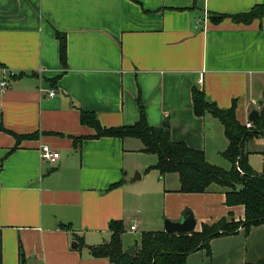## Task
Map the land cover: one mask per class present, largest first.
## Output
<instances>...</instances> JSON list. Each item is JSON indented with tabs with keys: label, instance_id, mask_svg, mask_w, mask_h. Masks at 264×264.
<instances>
[{
	"label": "crops",
	"instance_id": "0c3cea01",
	"mask_svg": "<svg viewBox=\"0 0 264 264\" xmlns=\"http://www.w3.org/2000/svg\"><path fill=\"white\" fill-rule=\"evenodd\" d=\"M256 5L264 0H0V125L37 135L17 143L0 132V264H111L88 247L110 240L114 220L126 234L142 235L165 232V219L179 222L185 210L197 232L224 217L245 219L243 206L226 205L220 186L179 192L177 174L147 171L158 157L142 152L139 139L92 138L96 132L80 114L95 113L104 128L129 127L143 108L151 127L168 124L173 141L220 163L229 145L224 127L209 114L196 116L192 89L221 109L235 103L246 127L252 111L260 115L264 19L210 20ZM57 33L66 39V67ZM263 141L246 145L251 167L254 155H264L257 148ZM45 145L60 154L56 163L42 160ZM122 243L132 246L123 236ZM210 251L189 255L186 264L257 263L264 259V225L214 238Z\"/></svg>",
	"mask_w": 264,
	"mask_h": 264
},
{
	"label": "trees",
	"instance_id": "16d2710c",
	"mask_svg": "<svg viewBox=\"0 0 264 264\" xmlns=\"http://www.w3.org/2000/svg\"><path fill=\"white\" fill-rule=\"evenodd\" d=\"M227 18L244 25L251 24L255 20H263L264 5H256L248 13L231 16L210 15V20L214 24ZM56 36L60 43V62L66 67V39L61 33H57ZM22 76H24L23 73L17 77ZM58 78L50 81L55 87ZM192 100L196 116L202 117L209 114L222 123L229 142L222 156L231 163L230 170L211 164L204 151L191 149L184 142L173 141L168 124L160 128L151 127L143 108L140 120L129 127L104 128L95 113L83 110H81L80 121L83 125L95 130L96 133L92 137L95 139L102 137L139 139L143 143L142 152L158 157V163L147 171L157 170L162 176L177 174L181 193L203 194L207 193L213 185L220 186L226 192V205L228 207L243 206L245 219L236 222L231 216L224 217L212 225L205 224L201 231L192 233L145 232L141 235L139 250L134 255L127 254L123 247L124 223L114 220L109 225L110 240L103 245L88 247L93 258L107 259L111 264H186L188 256L193 253L206 250L210 254V242L214 238L233 235L241 227L249 233L252 227L264 225V171L259 173L251 167L249 163L251 152L245 150L248 143L264 136V104L259 117L252 122L254 127L247 128L237 120L235 103L230 109H221L206 97L203 90L195 87L192 89ZM0 132L12 134L17 139V143L37 136H20L6 130L2 125H0ZM83 139L84 137L75 139V147H78ZM121 184L122 182L112 185L111 190ZM63 227L69 229L67 226L63 225ZM84 246V243L80 242L79 248ZM253 264H264V259Z\"/></svg>",
	"mask_w": 264,
	"mask_h": 264
},
{
	"label": "water",
	"instance_id": "95a60500",
	"mask_svg": "<svg viewBox=\"0 0 264 264\" xmlns=\"http://www.w3.org/2000/svg\"><path fill=\"white\" fill-rule=\"evenodd\" d=\"M260 106L263 105L261 101L259 103ZM259 117V112L257 110L252 111L249 121L254 122ZM243 156V150L241 151V157ZM240 157V158H241ZM197 221L195 219L194 214L190 210H185L182 219L179 222H173L171 220H165L164 230L167 233H192L195 231ZM77 244H74L76 246ZM136 251V246H132L126 250V253L129 255H134Z\"/></svg>",
	"mask_w": 264,
	"mask_h": 264
},
{
	"label": "rangeland",
	"instance_id": "374dc122",
	"mask_svg": "<svg viewBox=\"0 0 264 264\" xmlns=\"http://www.w3.org/2000/svg\"><path fill=\"white\" fill-rule=\"evenodd\" d=\"M263 142L257 143V145H259L257 147L258 149H262V148L264 149V143ZM153 158L155 159L156 157L153 156ZM217 160L220 161V163H212V164L217 165V166H219L221 168H224L226 170L231 168L230 162L227 161L226 159H224L223 157H219V158H217ZM252 160H253V165H252L253 169L256 172L262 173L264 171V155H254ZM237 169L239 170V168H237ZM153 173L155 175V172H152L150 175H153ZM134 177H135V175H134ZM165 220H169V219H165ZM236 222H240V220L236 221ZM164 223H165V221H164ZM163 226H164V224H163ZM127 234L125 233L123 235V240H124V243H125L126 246L127 245L135 246V242H138V244L140 243V236H141V231L140 230L137 233L134 232V233H131L130 235L129 234L127 235ZM138 250H139V246L136 247L135 253H137Z\"/></svg>",
	"mask_w": 264,
	"mask_h": 264
},
{
	"label": "built area",
	"instance_id": "2783aa9c",
	"mask_svg": "<svg viewBox=\"0 0 264 264\" xmlns=\"http://www.w3.org/2000/svg\"><path fill=\"white\" fill-rule=\"evenodd\" d=\"M206 16H207L206 18L208 20V15H206ZM6 86H7L6 82L1 83L2 89H5ZM55 94H56L55 91H53V90L50 91L51 97L55 96ZM251 127H252V124L248 123L247 128H251ZM40 156H41L42 160L47 161L49 163H56L57 160L60 158V154L48 145H45L41 148ZM134 230H136V227L132 226L131 231H134Z\"/></svg>",
	"mask_w": 264,
	"mask_h": 264
}]
</instances>
